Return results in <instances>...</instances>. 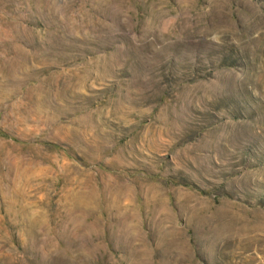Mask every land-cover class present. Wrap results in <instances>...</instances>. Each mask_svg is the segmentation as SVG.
Segmentation results:
<instances>
[{"label": "rangeland", "instance_id": "obj_1", "mask_svg": "<svg viewBox=\"0 0 264 264\" xmlns=\"http://www.w3.org/2000/svg\"><path fill=\"white\" fill-rule=\"evenodd\" d=\"M0 264H264V0H0Z\"/></svg>", "mask_w": 264, "mask_h": 264}]
</instances>
